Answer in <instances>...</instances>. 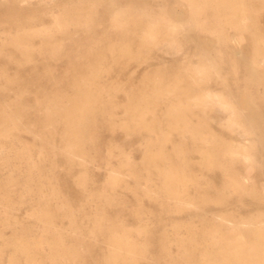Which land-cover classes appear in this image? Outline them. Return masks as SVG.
Listing matches in <instances>:
<instances>
[{"label":"bare ground","instance_id":"obj_1","mask_svg":"<svg viewBox=\"0 0 264 264\" xmlns=\"http://www.w3.org/2000/svg\"><path fill=\"white\" fill-rule=\"evenodd\" d=\"M15 1L30 3V0ZM260 1L264 0H187L193 13L192 21L196 20L199 31L207 33L198 36L193 46L174 43L171 23L157 19H140L138 22L121 20L118 11L111 9V4L106 5L104 1L98 3L103 6L98 18L91 16L89 6L80 3H73L67 11L59 14L57 24L61 28L66 23L65 17L77 25L82 23L80 18L83 15L85 23L91 22L83 31L85 36L81 39L86 45L81 53H91L95 47L103 49L96 41L88 40L98 33L97 28L108 15L110 21L119 22L122 33H133L138 40H112L106 44V50L98 51V58L109 56L116 60V64L123 65L132 59L147 62L150 56L144 52L149 53L167 43L173 51L172 64L181 65L182 71L173 76L167 75L165 70L156 71L144 76L139 86L130 89L119 85L117 77L110 80L103 75L111 67L101 65L100 61L81 62L79 65L85 74L80 82L73 84L69 93L57 91L50 95L42 105L44 116L39 122L44 132L34 133L41 144L48 147V153L41 151L42 154L48 155L51 162L56 154L63 155L69 163V172L83 169L76 181L84 189L90 184L85 170L87 162L91 160L87 146L97 143L90 140L92 121L103 116L108 128L118 127L128 134H139L144 138L146 148L141 162H133L128 155L120 157L118 168L112 170L105 188L96 195L87 196L80 206V212L91 222L89 229L71 215V204L59 198L55 189L45 191L43 186L33 188L36 183L34 179L42 184L40 167L29 155L25 144L13 140L18 131L30 129L24 126L21 115L13 110L11 103L3 101L0 104V138L3 139L0 140V166L8 169L7 176H11V169H15L18 177L25 179L22 185L17 179L0 181V207L5 211L11 210L28 197L32 209L29 219L36 226L35 229L28 228L15 218H5V225L13 228L14 235L7 239L0 232V263L3 254L8 251V264H85L86 255L98 247L97 240L102 237L106 251L100 264H139L142 259L149 261L154 255L150 245L153 242L160 247V254L180 264H264V211L261 202L264 201V193L248 185L241 174L244 167L254 162L258 150L264 152V123L258 121V115L241 111L224 93L228 79L224 74L227 62L223 58L233 44H238L237 36H233L235 33L232 35L230 29L248 30L253 22L250 18L252 6ZM100 30V34H103L104 30ZM4 32L6 34L0 36V53L4 49L9 51L8 46L24 53L34 51L36 47L28 37L40 35L47 43L55 35L49 29H26L22 26ZM249 44L251 67L245 86L252 88L247 93L249 97L261 99V112L264 113V92L258 90L259 86L264 88V33L250 36ZM184 48L187 58L179 63L176 56ZM192 49L195 61L190 59ZM236 52L239 55V51ZM236 59H232V65L236 64ZM0 75H6L1 68ZM119 90H124L128 96V102L124 105L126 115L121 119L116 115L115 97ZM150 112L153 115L149 119L147 113ZM58 128L60 130L56 132ZM224 132L229 136L225 137ZM186 135L188 138H185ZM4 152L6 156H2ZM114 153L113 149L107 150L108 163ZM195 153L200 156L198 167L202 170L201 174H192L196 166L191 163L190 154ZM258 158L264 160V154ZM33 169L35 172H32ZM121 169L137 180L146 174L148 184L139 191L140 195L157 197L163 209L169 213H189L200 208L193 209V196L190 197L187 192L191 184L196 191L195 197L203 205L201 225L180 221L157 236L143 226L136 230L138 236L143 235V241L132 238L131 230L125 229L120 220H111L106 213V206L118 201L114 191L122 182ZM209 172L220 179V187L216 188L210 183ZM151 175H155L158 181L151 182ZM233 193L241 200L226 205ZM208 201L219 204L223 214L208 215L204 207ZM92 204L96 206V211L90 216ZM252 205L261 210L253 215H243L242 209ZM59 217L68 218V228L57 229ZM169 234L176 247L175 254L166 244Z\"/></svg>","mask_w":264,"mask_h":264},{"label":"rangeland","instance_id":"obj_2","mask_svg":"<svg viewBox=\"0 0 264 264\" xmlns=\"http://www.w3.org/2000/svg\"><path fill=\"white\" fill-rule=\"evenodd\" d=\"M96 1L97 0H30V3L27 4L25 1L19 3L15 0H0V36L6 34V32H4L5 30H14L17 26L26 27V29L30 27L49 29L55 34L47 43L43 41L44 38L40 35L28 37V40L36 47L34 51L24 53L16 51L11 46H8L9 51L4 49L0 53V68L3 69L6 74V78L0 75V104H2L3 101L11 103L13 110L21 115L24 126L30 129V131H18L15 133L16 137L13 140H16L17 143L22 142L25 144L26 148L30 151L29 155L35 160V164L40 167V172L43 175L42 184H40L37 179H34L36 183L33 184V188L36 189L43 186L45 191H49L51 188L55 189L59 198L68 200L71 204V215L76 218L78 223L87 227V229L90 228L91 222L85 214L80 212V206L85 202L87 196L96 195L105 188L106 182L111 177L112 170L118 168L120 157L128 155L133 162H141L146 148L144 138L139 134H128L125 130L118 127L114 129L108 128L106 125L107 122L103 116H98L96 120L92 121L89 133L92 134L93 138L91 137L90 140L97 143H91L87 146L91 160L87 162V168L85 170L89 175L88 180L90 184L84 189V187L76 181V178L82 173L83 169L77 168L69 172L67 170L69 163L63 155L56 154L53 162L49 160L48 155H43L48 153L46 152L48 147L41 144V140L34 135L35 132H44L39 122L41 116H44L42 105L45 104V101L50 95L56 94L57 91L69 93L73 84L75 85L80 82V78L85 74L79 65L81 62L97 63L100 61L101 65L111 67V70L108 73H103V75L105 74L110 80L111 78L117 77L119 85L130 89L139 86L144 76L148 74L165 70L167 71V75L173 76L181 73L182 66L172 64L173 55L171 53L173 51L171 46L167 43L161 45V48L152 50L149 53L144 52L150 56L147 62L132 59L125 61L123 65L120 63L116 64V60L109 56L104 59L98 58V51L106 50V44L112 40H131L133 42H137L138 40V36L133 33H122V30H119V28H121L119 22L110 21L108 15L104 17L100 27L94 26L96 28L98 27V33L91 36L88 40L92 42L96 41L103 49L98 50V48L96 49L95 47L91 53H81V49H84L86 45V42L81 39L85 36L83 31L88 25H91V22L85 23L83 15L80 18L82 23L77 25L70 23V19L65 17L66 23L61 28L57 24V21L60 20V18H58L59 14L67 11L68 7L73 3H80L84 6H89L91 16L94 15V17L98 18L103 8V6L98 3L99 1H104L106 5L111 4V9L118 11V18L121 20L129 19L138 22L140 19H157L161 22L171 23L173 35L175 36V44L193 46L197 42L198 36H205L204 34H207L204 31L198 30L197 23L195 22L196 20H193L194 22L192 21L193 13H191V9L186 3L187 0ZM252 9L253 11L250 18L253 22L249 25L251 31L249 29H246V31L230 29L231 34L233 35V33H235L233 36H237L239 45L233 44V47L229 48L228 52L223 55L224 60L227 62L224 74L228 79V87L224 88V93L241 111L245 110L258 115V121L264 123V113L261 112V99L249 97L247 93L248 91H252V88L245 86V79L251 67L249 37L264 33V1L254 3ZM17 10L19 11L18 13L15 12ZM53 12L56 13L54 14ZM167 13L169 15H167ZM84 14L86 16V13ZM100 29L104 30L103 34H100ZM256 31L258 32L255 33ZM207 36L212 35L208 34ZM94 46L96 45L94 44ZM236 51H239V55ZM193 52L194 49L191 50L190 59L195 61L196 56L192 55ZM177 54L176 58L179 63L186 60L187 55H185V48ZM233 58H239L238 61L236 59L237 62L234 65H232ZM258 90L259 92H264L262 86H259ZM124 92V90H119L116 93L117 97H115L117 102L116 115L120 119L126 115L124 105L128 102L127 93ZM152 115L151 112L147 113V118L150 119ZM59 130L58 128L55 131L58 132ZM224 134L226 135L225 137L229 136L228 133L224 132ZM234 135L236 137L238 136L237 134ZM154 137L155 135L153 134V138ZM185 138H188V136L186 135ZM0 140L3 141L2 138H0ZM55 141L57 143L59 142L57 136L55 137ZM168 147H170V144H168ZM112 149L115 153L110 157V162L108 163L106 160L108 156L107 150ZM262 154H264V152L258 150L255 153L254 162L248 167H244L241 170V174L248 185H253L261 193H264V160L261 161L258 158ZM2 156H6V152H4ZM190 157L192 159L191 163L196 166L192 174H201L202 170L198 167L200 156L195 153L190 154ZM11 170H13L11 176H7L6 172L8 169L4 168V166H0V181L4 182L6 180L11 181L17 179L20 180L22 185L25 179H23V177H18V172L15 169ZM23 170L25 171V166ZM32 172H35V170L33 169ZM208 174H210V183L216 188L220 187V179L211 172ZM145 176L146 174H142L140 179L137 180L125 169H121L120 177L122 182L114 191V196L118 201L106 206L107 216L111 220H120L125 229L133 232L132 238H139L142 241L143 235L138 236L136 230L143 226L148 227L152 230L153 235L157 236L163 230H170L171 225L176 222L190 221L194 226L201 225L204 214V210L201 208L203 205L201 200L195 197L196 191L191 184L188 185L187 192L190 197L193 196L191 198L193 209H196L198 206L200 208L192 210L189 213H169L163 209L162 202L158 200L157 197L140 195L139 191L144 189L148 184ZM151 179V182L158 181L155 175H151ZM18 188H20V185ZM135 190L137 191L136 193ZM13 197L16 198V195H13ZM242 198H244V200H252L248 197ZM238 200H241V198L233 193L229 196L226 205L239 203ZM261 202L262 211H264V201ZM30 204L31 200L26 197L22 203H18V205L11 210L7 209L5 211L3 207H0V232L5 238L9 239L14 235L13 228L6 226L4 223L6 217L10 219L15 218L17 221L24 223L28 228H36L35 223L29 219L32 211ZM95 207L96 206L92 204L90 216L96 211ZM204 207L208 215L223 214L220 205L217 203L208 201L204 204ZM53 210L57 211L55 207H53ZM259 210L261 209L256 206H247V209H242V214L247 216L253 215ZM69 225L70 222L67 217H59L56 222V227L59 230L66 229ZM87 240L86 238L85 241ZM71 243H73V241ZM97 244L98 247L86 255L85 264H100L102 262L104 252L106 251L102 237L98 238ZM166 244L170 247L172 254H175L176 247L173 243L171 234H169ZM150 245L154 251L153 259L149 261L142 259L139 264H180L178 262H172L169 257L160 254V247L155 242L150 243ZM8 258L9 252L7 251L3 254V259L0 264H8Z\"/></svg>","mask_w":264,"mask_h":264}]
</instances>
